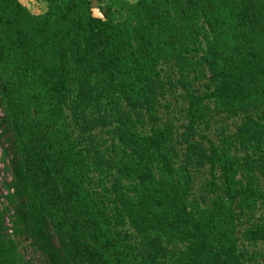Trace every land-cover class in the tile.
Returning a JSON list of instances; mask_svg holds the SVG:
<instances>
[{
    "label": "trees",
    "instance_id": "trees-1",
    "mask_svg": "<svg viewBox=\"0 0 264 264\" xmlns=\"http://www.w3.org/2000/svg\"><path fill=\"white\" fill-rule=\"evenodd\" d=\"M97 1L0 0V264H264V0Z\"/></svg>",
    "mask_w": 264,
    "mask_h": 264
},
{
    "label": "rangeland",
    "instance_id": "rangeland-1",
    "mask_svg": "<svg viewBox=\"0 0 264 264\" xmlns=\"http://www.w3.org/2000/svg\"><path fill=\"white\" fill-rule=\"evenodd\" d=\"M24 1H28V0H24ZM92 1L94 3V6L97 9L98 1L97 0H92ZM43 6H44V4H43ZM38 10H39V7H37V11ZM170 111H171L170 117L172 119H175V116L179 115L181 108L179 106L175 105ZM0 114H2L1 109H0ZM2 145L6 148H10V144L6 140H3ZM11 159H12V156L8 159L7 162H5V160L3 159L2 146L0 144V203H1V207L3 209H8V211H6V220L9 221V224L13 228L14 208L12 206H9V203L4 198V195L8 194V190L6 189L5 184L10 183L13 179L12 173L10 171V166H9V162ZM6 207H8V208H6ZM7 233L10 235H15L14 233L13 234L9 233V232H7ZM29 244H30L29 242H26L25 248L23 249V253L26 255V259L33 261L34 264H41L42 263V257L39 254L35 253V251L29 246Z\"/></svg>",
    "mask_w": 264,
    "mask_h": 264
},
{
    "label": "built area",
    "instance_id": "built-area-1",
    "mask_svg": "<svg viewBox=\"0 0 264 264\" xmlns=\"http://www.w3.org/2000/svg\"><path fill=\"white\" fill-rule=\"evenodd\" d=\"M7 227L9 229L8 232L13 234L14 230H13L12 226L9 224V221H7Z\"/></svg>",
    "mask_w": 264,
    "mask_h": 264
}]
</instances>
